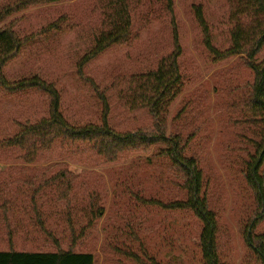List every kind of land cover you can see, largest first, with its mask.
Listing matches in <instances>:
<instances>
[{"label":"rangeland","instance_id":"rangeland-1","mask_svg":"<svg viewBox=\"0 0 264 264\" xmlns=\"http://www.w3.org/2000/svg\"><path fill=\"white\" fill-rule=\"evenodd\" d=\"M171 2L167 12L161 0H140L128 43L107 49L80 73L77 64L91 50L98 27L99 16L93 11L96 1L73 0L27 9L5 21L20 38H33L3 68V74L9 82L37 76L52 84L59 94V111L72 126L99 123L100 95L113 131H149L155 121L148 111L129 110L116 92L128 78L155 70L172 52L174 26L185 88L168 109L165 133L181 139L186 156L197 161L203 174L208 208L216 216L220 264H247L249 253L242 231L251 218L253 202L241 170L257 137L239 105L248 92L251 72L244 56L214 65L203 46L194 8H201L213 46L223 51L229 45L226 0ZM53 24L60 29L44 33ZM263 59L264 46L254 61ZM47 115L48 101L42 92H0V187L13 193L19 188L14 185L18 179H31L38 186L59 170L69 169L77 176L73 193L77 202L95 198L104 213L75 241L73 251L90 253L94 264H199L200 223L190 213L165 211L142 202L168 204L185 197L177 174L157 158L163 145L146 154L128 155L115 164L104 163L86 148L76 152L74 147L57 145L40 152L30 166L24 165L17 149L1 147L22 126ZM73 207L78 210L76 202ZM65 213L60 208L43 212L47 231L64 251L86 224V219L81 223L75 217L69 225ZM19 227L22 233L14 236L15 251H57L53 238L33 229L24 231L23 221ZM1 228L0 222V250H7ZM255 234H264V221Z\"/></svg>","mask_w":264,"mask_h":264},{"label":"trees","instance_id":"trees-1","mask_svg":"<svg viewBox=\"0 0 264 264\" xmlns=\"http://www.w3.org/2000/svg\"><path fill=\"white\" fill-rule=\"evenodd\" d=\"M73 0H0V92L15 94L36 90L42 92L48 101V115L35 123H27L20 130L1 143L4 149H17L24 165L35 164L42 151L55 146H71L77 150L86 148L106 164L121 162L128 155L146 154L152 147L163 145L157 158L166 161L177 174L185 197L183 200L163 204L160 201L144 200V204L155 206L165 211L190 213L199 223L198 237L199 264H220L217 249V222L215 214L209 210L206 199V185L203 174L193 157L186 156L185 144L174 135L167 137L165 122L169 107L182 94L185 81L181 75L179 58L181 48L173 26V50L162 58L155 70L132 76L116 92L123 105L129 110L146 109L155 123L149 131L116 133L106 120L107 104L99 95L103 110L97 124L82 126L70 125L59 111V94L52 84L37 76L9 82L3 68L14 60L33 36L20 38L12 25L5 21L27 9L55 5ZM93 11L98 13V27L94 31L93 46L78 62L81 69L92 59L113 46H123L131 38L132 19L140 0H95ZM165 10H171V0H161ZM229 45L217 50L210 37L208 25L200 7L194 8V18L201 31L202 42L211 62L218 63L244 56L251 72L248 92L240 101L239 108L245 121L253 126L257 141L253 152L242 165L245 185L252 197V213L242 231V239L249 253L247 264H264V234H255V230L264 221V59L255 62L254 58L264 46V0H226ZM57 24L44 30V33L58 31ZM42 184L34 186V181L16 180L18 190L11 193L7 187H0V222L5 235L7 250H0V264H94L90 253L73 251L75 241L84 235L85 229L93 221L103 216V207L96 206V199L77 202L74 197L76 177L68 169H61ZM13 184V183H12ZM78 204L75 211L73 203ZM65 210L66 222L78 218L83 222L84 230L78 238H73L69 249L61 250L46 229L43 212L56 209ZM57 215V214H56ZM19 218L23 219L20 220ZM26 219V220H24ZM88 219V220H87ZM33 229L35 233L53 238L57 251L52 253L23 252L14 250V236ZM32 225V227H31ZM23 231V232H24ZM26 236V234H25Z\"/></svg>","mask_w":264,"mask_h":264},{"label":"crops","instance_id":"crops-1","mask_svg":"<svg viewBox=\"0 0 264 264\" xmlns=\"http://www.w3.org/2000/svg\"><path fill=\"white\" fill-rule=\"evenodd\" d=\"M26 166H30V165H26Z\"/></svg>","mask_w":264,"mask_h":264}]
</instances>
